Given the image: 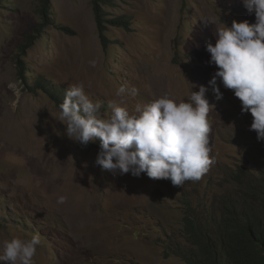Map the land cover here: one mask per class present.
Masks as SVG:
<instances>
[{
  "label": "rangeland",
  "instance_id": "obj_1",
  "mask_svg": "<svg viewBox=\"0 0 264 264\" xmlns=\"http://www.w3.org/2000/svg\"><path fill=\"white\" fill-rule=\"evenodd\" d=\"M113 3L100 4L114 21L105 23L104 48L94 0H0V254L4 241L38 233L33 264H190L171 250L188 247L184 197L193 205L213 197L224 173L264 161L251 114L241 113V102L219 78L221 99L209 84L217 67L205 46L215 43L216 30L233 20L255 22L241 0ZM120 15L127 23L119 26ZM36 78L64 96L83 84L103 118L112 104L131 114L136 104L164 94L187 101L189 90L202 85L214 106L208 115L214 162L200 180L180 187L105 170L95 163L99 138L86 146L68 138L53 96L31 89ZM120 86L136 95L118 97Z\"/></svg>",
  "mask_w": 264,
  "mask_h": 264
},
{
  "label": "clouds",
  "instance_id": "obj_2",
  "mask_svg": "<svg viewBox=\"0 0 264 264\" xmlns=\"http://www.w3.org/2000/svg\"><path fill=\"white\" fill-rule=\"evenodd\" d=\"M241 2L249 14H254L255 22L233 20L230 27L223 24L216 30L215 43L205 46L209 64L217 67L209 84L217 99L222 98L217 78L233 91L241 102V113L251 114L250 130L256 132L258 140H264V0ZM206 91L201 85L198 91L189 90L187 101L179 102L164 94L150 103L136 104L131 114L127 107L112 104L110 115L103 118L100 102L89 99L83 84L74 85L65 92L58 121L66 126L65 135L81 145L99 138L95 163L103 169L134 177L144 173L180 187L186 181L200 180L214 162L210 158L208 120L214 106ZM126 93L135 96L136 89L129 93L120 86L116 90L121 98ZM19 95L17 90V99ZM11 106L15 109L16 101ZM65 200L61 196L57 202ZM41 243L38 233L30 239L4 241L0 264H33Z\"/></svg>",
  "mask_w": 264,
  "mask_h": 264
},
{
  "label": "trees",
  "instance_id": "obj_3",
  "mask_svg": "<svg viewBox=\"0 0 264 264\" xmlns=\"http://www.w3.org/2000/svg\"><path fill=\"white\" fill-rule=\"evenodd\" d=\"M100 4L114 3L113 0H94L100 38L106 48L105 23L114 21L105 19ZM45 16L44 4L42 18ZM125 23V16L120 15L117 25ZM31 38L29 35L27 44L31 43ZM17 64L19 71H25L20 60ZM31 84L32 90L35 87L34 90L48 91L59 108L65 97L63 93L51 86L45 87L39 78ZM262 154L264 156L263 151ZM214 188L219 190L215 196L197 198L195 205L189 197H184L183 237L188 247L182 249L175 245L171 250L190 264H264V161L252 169L240 166L224 173Z\"/></svg>",
  "mask_w": 264,
  "mask_h": 264
}]
</instances>
